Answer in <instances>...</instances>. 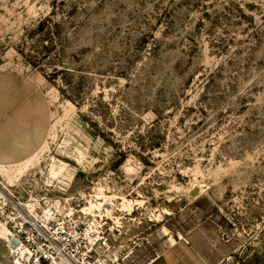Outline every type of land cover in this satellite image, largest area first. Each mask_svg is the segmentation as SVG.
<instances>
[{"label": "rangeland", "instance_id": "374dc122", "mask_svg": "<svg viewBox=\"0 0 264 264\" xmlns=\"http://www.w3.org/2000/svg\"><path fill=\"white\" fill-rule=\"evenodd\" d=\"M23 211L105 264H264V0H0V264Z\"/></svg>", "mask_w": 264, "mask_h": 264}, {"label": "built area", "instance_id": "2783aa9c", "mask_svg": "<svg viewBox=\"0 0 264 264\" xmlns=\"http://www.w3.org/2000/svg\"><path fill=\"white\" fill-rule=\"evenodd\" d=\"M20 232L28 230V235L21 238L25 256L31 264H105L99 253L109 249V240L99 232L93 237L88 230L71 227L65 221L52 222L47 218L40 225L33 219L20 213ZM52 222V223H51ZM25 230V231H27Z\"/></svg>", "mask_w": 264, "mask_h": 264}, {"label": "crops", "instance_id": "0c3cea01", "mask_svg": "<svg viewBox=\"0 0 264 264\" xmlns=\"http://www.w3.org/2000/svg\"><path fill=\"white\" fill-rule=\"evenodd\" d=\"M177 254L172 251H167L150 264H178Z\"/></svg>", "mask_w": 264, "mask_h": 264}, {"label": "bare ground", "instance_id": "6f19581e", "mask_svg": "<svg viewBox=\"0 0 264 264\" xmlns=\"http://www.w3.org/2000/svg\"><path fill=\"white\" fill-rule=\"evenodd\" d=\"M7 233H8V231H7ZM3 234H4V233H3ZM3 234H2V235H3ZM8 234H9V233H8ZM4 235L6 236L7 234H4ZM2 237H3V236H2ZM3 239H5V238H3ZM21 247H22V245H21ZM18 248H19V247H18ZM19 250H21V251H18V252H19V255H23V252H24V251L22 250V248L19 249ZM14 252H15V251H14ZM17 264H23V263H21L20 261H18Z\"/></svg>", "mask_w": 264, "mask_h": 264}]
</instances>
